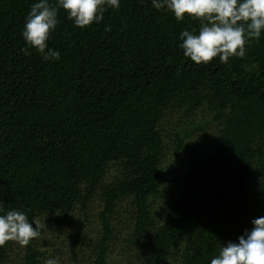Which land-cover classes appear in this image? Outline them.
Returning a JSON list of instances; mask_svg holds the SVG:
<instances>
[{
    "label": "trees",
    "instance_id": "16d2710c",
    "mask_svg": "<svg viewBox=\"0 0 264 264\" xmlns=\"http://www.w3.org/2000/svg\"><path fill=\"white\" fill-rule=\"evenodd\" d=\"M35 2L0 0V209L38 229L0 247V264H109L112 249L125 264H209L264 216V32L242 58L197 65L178 45L199 20L120 0L85 28L58 9L60 59L45 61L22 51ZM199 132L209 143L185 155ZM171 154L184 165L164 186ZM93 201L94 238L81 220L59 249L36 244L43 216L60 230Z\"/></svg>",
    "mask_w": 264,
    "mask_h": 264
},
{
    "label": "clouds",
    "instance_id": "9594fccd",
    "mask_svg": "<svg viewBox=\"0 0 264 264\" xmlns=\"http://www.w3.org/2000/svg\"><path fill=\"white\" fill-rule=\"evenodd\" d=\"M157 10L165 8L178 21L185 15L200 21L198 30L184 29L180 32L183 55L197 65L207 64L218 56L227 63L230 57L246 55V42L259 39L264 32V0H152ZM120 0H56L55 6L49 0H38L30 6L25 17L21 35L26 42L22 51L30 54L34 48L45 61L60 59L58 49L49 47L48 40L55 31L58 9L77 27L85 28L99 23L107 8L119 9ZM110 26L105 27L109 31ZM0 212H3L0 209ZM251 230H245L238 242L229 241L222 245L209 264H264V216L251 221ZM23 211L11 209L0 214V247L8 241L22 246L38 234ZM45 264H59L55 258H48Z\"/></svg>",
    "mask_w": 264,
    "mask_h": 264
},
{
    "label": "rangeland",
    "instance_id": "374dc122",
    "mask_svg": "<svg viewBox=\"0 0 264 264\" xmlns=\"http://www.w3.org/2000/svg\"><path fill=\"white\" fill-rule=\"evenodd\" d=\"M198 116H200V114L195 115V118H198ZM173 121L174 119H173V116L171 115L169 119V123ZM204 131H207L208 133L207 129ZM199 134L201 133L199 132L197 135L194 134L192 138H188L185 140V145H186L185 155L190 154L193 151H201L209 143L203 139L198 138ZM184 159L185 157L183 156L180 157V155L176 157L174 154L164 156L162 167H161V173H160L161 180L165 181L163 182L164 186H165L166 181L169 180V178L171 177V175H173V173H175L177 169L182 168V166L184 165ZM109 172L110 171L106 173L107 177H110ZM173 186L174 184H170L168 186V189L170 190V188ZM160 200L161 199H159V201ZM99 208H100L99 203L96 201H93V203H91L90 216L86 217L85 220H84V216L82 212L78 210L77 208H75L74 213H72V219H71L72 223L70 225H65V224L61 225L60 230H57L56 228H54V224L51 222L50 217L43 216L42 222L44 223L46 230L44 233H42V235L38 236V238L36 239V244L40 246V245H43L44 243L46 244L50 243V247L52 248L51 250L55 251L59 249L60 245L62 243H65L69 239V234L74 233L75 227L78 225L77 223L78 222L82 223L81 220L83 221L82 224L85 226L87 235L89 237L94 238L97 235V232L99 230L100 221L97 218H95V216L93 215V210L97 211L99 210ZM59 231H61V233ZM109 264H125L121 258V255L118 254L115 249H112L110 252Z\"/></svg>",
    "mask_w": 264,
    "mask_h": 264
}]
</instances>
